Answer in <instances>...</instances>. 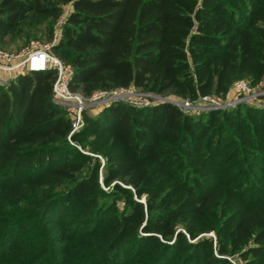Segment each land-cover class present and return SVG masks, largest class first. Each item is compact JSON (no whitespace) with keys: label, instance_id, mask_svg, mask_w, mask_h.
<instances>
[{"label":"trees","instance_id":"trees-1","mask_svg":"<svg viewBox=\"0 0 264 264\" xmlns=\"http://www.w3.org/2000/svg\"><path fill=\"white\" fill-rule=\"evenodd\" d=\"M67 5L55 54L85 98L264 87V0H0V47L52 38ZM54 81L0 87V264H264V107L117 102L69 139Z\"/></svg>","mask_w":264,"mask_h":264},{"label":"built area","instance_id":"built-area-1","mask_svg":"<svg viewBox=\"0 0 264 264\" xmlns=\"http://www.w3.org/2000/svg\"><path fill=\"white\" fill-rule=\"evenodd\" d=\"M63 28V24H62ZM62 38V29L58 34L54 33L53 40L48 43L31 41L20 52L10 53L0 49V87L6 88L18 75L30 72H55L53 84V102L63 107L72 116L73 124L70 137L83 124V110L86 107L96 104H112L123 102L129 95L133 87L128 89H116L111 92H96L90 98H85L81 94L70 89V83L74 76V68L71 64L64 62L55 54V47ZM4 75L10 76L8 80L3 79ZM154 96V95H153ZM225 101H219V96L199 97L196 101L174 103L176 106L185 107L183 111L189 114H196L194 109L210 111L226 110L240 104H249L260 100V94L256 93L249 81L241 79L236 81L228 93ZM147 99L153 97L146 95ZM259 98V99H258ZM137 107L149 106L148 104H134ZM151 105V104H150ZM181 109V108H180ZM192 109V110H189Z\"/></svg>","mask_w":264,"mask_h":264},{"label":"rangeland","instance_id":"rangeland-1","mask_svg":"<svg viewBox=\"0 0 264 264\" xmlns=\"http://www.w3.org/2000/svg\"><path fill=\"white\" fill-rule=\"evenodd\" d=\"M70 11H71V5H67V6L64 7L62 15L58 19H56V21L53 23V28H52L53 35H54V33L58 34L60 32V29H62V24L64 25L65 20H66L67 16L69 15ZM40 36H42V35H40ZM35 40L43 42V43H48V42H51V40H53V36H52V38H49V39H46L43 36L42 37H38L36 39H31L28 43H26L20 49L17 48V44H14V43L7 44L4 47H0V49L4 50V51H7V52H10V53L20 52L31 41H35ZM2 78L5 79V80H8L10 78V76L4 75ZM254 90H255L256 93L260 94V96H259L260 100L252 102V103H249V104L248 103L247 104L245 103V104L249 105V106L257 107V108H263L264 107V87L259 85V86L254 87ZM146 95L153 97L152 100L151 99H147ZM153 95L154 94H149V93H146V92H142V91H138L136 89H133L132 92L124 98L123 103H126V104H130V103H134V104H136V103H138V104H142V103L143 104H148L149 103V106H155V105H160V104H164V103L174 104V103H182V102H185V101L187 102V100L180 99V98H178V97H176L174 95H167V96H157V95L153 96ZM212 96H215V95H212ZM218 99H219V101H221V100L225 101L226 100V96L220 97ZM109 105H111V104H109ZM109 105L108 104H100L99 103V104H96V105H91L89 107H86L83 110V118H84L85 112H86V114H88V115H90L92 117H95L104 108L108 107ZM144 107H147V106H144ZM179 108L183 109L184 111L187 110L185 107H182V106H179ZM228 109H231V108H228ZM189 110H192V109H189ZM193 111H195L196 114L208 113L206 110H199V109H197V110L194 109ZM210 112H212V111H210ZM67 117L70 119V121L73 124L72 116L68 112H67ZM79 129L77 131H79ZM92 139L93 138H87L83 142L84 143H89ZM79 145H80V148H81V144H79ZM86 150L87 151L84 152V153L99 159L101 164L102 165L104 164V159L102 158V156H99V155L91 153L89 149H86ZM119 205L122 206V203H119ZM234 260H236L239 264L241 263L238 257H236Z\"/></svg>","mask_w":264,"mask_h":264}]
</instances>
